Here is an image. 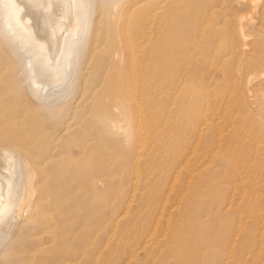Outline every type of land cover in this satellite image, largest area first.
I'll use <instances>...</instances> for the list:
<instances>
[{
  "label": "rangeland",
  "instance_id": "1",
  "mask_svg": "<svg viewBox=\"0 0 264 264\" xmlns=\"http://www.w3.org/2000/svg\"><path fill=\"white\" fill-rule=\"evenodd\" d=\"M43 1L28 12L58 41L68 9ZM161 1L111 0L99 29L92 15L61 85L0 32V264H264V0L147 12Z\"/></svg>",
  "mask_w": 264,
  "mask_h": 264
},
{
  "label": "bare ground",
  "instance_id": "2",
  "mask_svg": "<svg viewBox=\"0 0 264 264\" xmlns=\"http://www.w3.org/2000/svg\"><path fill=\"white\" fill-rule=\"evenodd\" d=\"M32 1H34L36 4L38 1H39V3H41L40 2L41 0H0V17L2 18V24H1L0 32L2 33V31H3V33H5L6 35H9L8 36L9 38H13V39L18 38L19 42L22 44L19 46L20 48H22L25 45H30L31 47H33V49L35 50V53L31 59L36 60V62H39L43 66V70L47 75L53 76V77H58L59 79L56 82H60L59 83L60 85L63 83L65 84V82L68 81V79L73 75L72 71L75 68V64L79 61V59L82 55L83 45H81V40L83 39L86 32L88 31L87 29L89 28V26L91 24L92 15L96 14V20L94 22V26H95V29H99L100 24H102L103 16H105L107 14V12L109 11L108 9H111L109 7L111 0H52V2H50L51 0H48L53 6L56 5V6L60 7L59 5L62 6V5L66 4L65 8L67 7V9H68L67 10L68 18L65 17V19H67L66 20L67 25L64 23L65 24V26H63L64 28H62V29L58 28L59 30L62 31L59 34L58 41H56L57 36L55 37L53 35L54 33L53 34L50 33V30L52 28L54 29L55 26L53 27V25H51L52 26V27H50L51 29L49 27H47V29L48 28L49 29L46 31L40 30L35 26L34 21H36V20H34V18L35 17L37 18L39 16V14L33 18L32 15L30 14V12H28L32 8L31 7L29 9V6H30L29 4ZM44 1H43V3H44ZM164 1L166 2L168 0H162L155 10H147V12L156 11L157 9L158 10L161 9L162 3ZM246 1H247L248 7L251 10H255L257 8V5H256L254 0H246ZM34 2H33V4H34ZM45 3L48 4V2H45ZM51 4H49V5H51ZM155 4H157V3L151 4V5H155ZM49 5L47 7H49ZM204 5H206V4H204ZM42 6L44 7L45 5H42ZM43 7L39 8V9L42 10ZM32 10H34V9H32ZM32 10H31V12H32ZM55 10H57V9H55ZM40 11H39V13H42ZM46 11H47V9H46ZM51 11H54V10H51ZM51 11H49V12H51ZM45 14H46V12H45ZM50 14H48V15H50ZM33 15H34V12H33ZM51 15L53 17V14H51ZM241 15L242 14H240V16ZM245 16H247V15H245ZM52 17H50V18L53 19ZM249 17H251V16H249ZM57 18H58V15H57ZM57 18H56V20H57ZM40 20H41V18H40ZM48 21L51 22V20H49V19H48ZM53 21L54 20H52L51 23H53ZM63 22H65V21L60 22V20H59V23H62L60 25H63ZM39 23H41V22L39 21ZM43 23H46V22H43ZM239 23L240 22H238V24ZM53 24L55 25L56 23H53ZM56 25H58V21H57ZM46 26H45V28H46ZM41 28H42V26H41ZM55 32H57V31L55 30ZM145 33H147V32H145ZM55 34L57 35V33H55ZM242 35H243V33H242ZM129 38H130V36H129ZM150 40H151V37L150 36L147 37L146 45L148 44V42ZM0 42H2V41L0 40ZM245 44H244V46H245ZM131 56L133 57L132 59L136 58V54L134 53V50L131 51ZM28 64L29 63L26 62L25 66H27ZM5 68L7 69V66H5L4 69L3 68L0 69V74L3 72V70H5ZM70 71H71V73H70ZM212 71H213L212 75H214L215 70H212ZM24 74L26 76V79L32 80L33 85L35 87L33 90L34 93H36V94L39 93L40 89L42 90L41 92L44 91L43 87H41L40 83L35 81L37 78L36 74H33L31 72L24 73ZM12 89H13V87L11 89H9V88H6L5 90L2 89L1 95H4L5 93L9 94L10 91H12ZM18 91L20 92V90H18ZM199 92H200V89H199ZM43 94L44 93L40 94L38 97L39 98L43 97ZM130 97L132 98L131 94H130ZM133 103L136 106V118H137V123L140 126L138 128L139 136H142L144 134L142 132V130L144 129V122H143L144 120L142 119L143 111H142V109H140L141 105L139 103H137L135 101H133ZM206 121L204 119V123H203L204 125L208 124ZM146 138H147V136H146ZM143 142H144V140H143ZM101 147H103V146H101ZM191 148H192V146H191ZM179 155H180V153L178 151H174L172 160H179V158H177V157H179ZM205 156H207V155H205ZM190 157H191V155L189 157H186V160L190 159ZM239 158H240L239 160H241V156ZM180 160H181V158H180ZM228 160L230 161V158ZM179 164H178V166H179ZM244 167L245 166H242V168H244ZM175 171H178V170H175ZM135 172H137V171H135ZM233 173H234V178H236V181H239L242 179V175L238 171L233 172ZM173 180H174V178H173ZM173 180H172V183H173ZM185 182H187V181H185ZM169 186H171V185H169ZM233 186H235L237 189H239V187H237L235 184H233ZM135 189H136V187H135ZM13 192H14V185L12 183V180L9 178H6L5 176H1L0 177V224L10 214V211L13 208L12 207L13 203H14ZM179 196H177V197H179ZM237 196H238V194H237ZM159 209H161V208H159ZM26 212H28V211H26Z\"/></svg>",
  "mask_w": 264,
  "mask_h": 264
}]
</instances>
